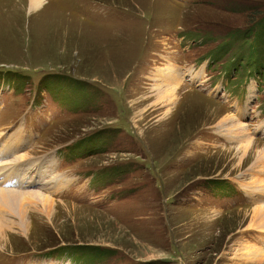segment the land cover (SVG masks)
<instances>
[{
  "label": "rangeland",
  "instance_id": "rangeland-1",
  "mask_svg": "<svg viewBox=\"0 0 264 264\" xmlns=\"http://www.w3.org/2000/svg\"><path fill=\"white\" fill-rule=\"evenodd\" d=\"M31 4L0 0V96L9 101L0 123L4 133L20 126L0 136L21 139L30 161L53 158L56 177L71 184L44 190L51 209L24 204L0 220V264L10 255L30 264H264L243 250L261 244L246 228L264 202V169L252 158L238 168L241 142L227 140L244 134L219 126L234 118L253 138L231 112L237 101L227 92L229 103L209 99L185 80L168 107L151 80L171 65L202 86L181 65L208 59L211 82L226 88L224 75L239 90L256 68L264 106V0ZM20 122L39 133L27 149L34 133ZM241 189L251 205L228 209L224 195Z\"/></svg>",
  "mask_w": 264,
  "mask_h": 264
},
{
  "label": "bare ground",
  "instance_id": "bare-ground-1",
  "mask_svg": "<svg viewBox=\"0 0 264 264\" xmlns=\"http://www.w3.org/2000/svg\"><path fill=\"white\" fill-rule=\"evenodd\" d=\"M48 0H32L31 11L40 10ZM173 65V64H172ZM151 80L154 82V90L156 91V100L159 104H167L169 107L176 106L178 103V91L183 85V82L189 80H195L198 83V76L192 75L191 71H183L182 69L169 65L163 70L160 69L153 73ZM187 78V79H186ZM254 90H251V94ZM173 109V108H172ZM177 109V108H176ZM170 110L164 112L163 117L169 114ZM219 126L222 129L228 130L230 133L239 132L244 135L230 136V139H225L228 142L240 141V146L237 149L239 157L237 158V167L240 168L244 165L249 158L255 159V166L264 169V148L255 144L253 138L249 135H245L244 127H240L236 124L234 118H228L224 116L221 119ZM262 130L263 129H258ZM22 136V134L16 135ZM6 136H0V146L3 151L6 152L4 157L8 160L4 164L3 168H0L1 172H5L0 177V220H5L10 210L16 209V206L22 208L24 204L33 205L37 208L40 205L45 211L51 209L55 203L53 199L44 191H58L59 188H66L71 184V180L61 176L56 177V162L53 158L42 161H30L28 154H20L19 151L25 146L22 141L11 140L5 138ZM1 165V163H0ZM254 165L252 167H254ZM34 170V174L37 177L32 186V180L30 177V171ZM263 176V175H262ZM17 183L15 186L9 187V184ZM35 186V187H34ZM46 188V189H45ZM252 217L250 224L246 229L253 230V233H257V241L260 243L251 244L247 242L243 246L244 256L248 258L251 263H263L264 262V202L262 205H258L251 212ZM1 226V225H0ZM2 230V226L0 227ZM248 232V231H247ZM237 256V255H236Z\"/></svg>",
  "mask_w": 264,
  "mask_h": 264
}]
</instances>
